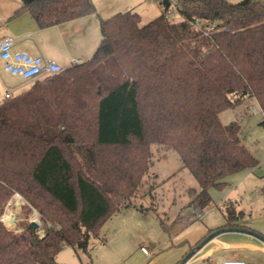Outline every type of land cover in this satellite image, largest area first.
Returning a JSON list of instances; mask_svg holds the SVG:
<instances>
[{
	"label": "trees",
	"instance_id": "16d2710c",
	"mask_svg": "<svg viewBox=\"0 0 264 264\" xmlns=\"http://www.w3.org/2000/svg\"><path fill=\"white\" fill-rule=\"evenodd\" d=\"M21 1L44 28L97 12L93 0ZM173 1L178 21L167 16ZM162 2L145 25L133 10L101 19L90 60L0 100V264H60L66 244L88 251L102 225L133 205L154 144L176 150L198 180L200 190L188 189L198 213L212 187L259 164L241 122L221 113L255 99L264 125V0ZM16 193L51 224L44 236L29 208L21 231L1 220ZM226 213L229 225L243 216Z\"/></svg>",
	"mask_w": 264,
	"mask_h": 264
},
{
	"label": "crops",
	"instance_id": "0c3cea01",
	"mask_svg": "<svg viewBox=\"0 0 264 264\" xmlns=\"http://www.w3.org/2000/svg\"><path fill=\"white\" fill-rule=\"evenodd\" d=\"M162 1L157 0L154 3L153 0H93L97 7L96 13L44 28L38 25L29 11L23 9L21 0H0V41L11 37L14 40V46L18 49L28 50L33 54H42L63 65H70L72 58L90 60L93 56L102 38L101 19L119 12L133 10L141 15V21H143L144 14L154 15L150 18L153 20L162 13ZM230 1L239 2L241 0ZM0 72H5L3 64ZM28 83L30 81L13 76L12 87H7L11 90L12 88L23 89ZM262 120L263 117L259 121L260 127L258 128L264 131ZM243 142L257 156L259 164L229 175L230 179L226 178L228 185L235 186L231 187L222 199L226 209L235 207L242 211V218L229 225L225 213L224 218H214L210 215L211 206L203 212L204 215L200 219L186 217L183 220V227L175 232L169 233L170 226L161 222L168 229L166 235L136 234L138 225L149 220L147 214L140 213L141 218L134 224L133 220L124 218L118 229L121 235L117 238L118 247L121 251L129 249L131 252L128 256L116 253L117 261L114 260L109 264H179L204 237L223 226L246 227L264 235V201L255 198L256 195L264 192V155L258 147L248 146L244 138ZM239 197H242L245 203L240 202ZM194 213L197 214V211L194 210ZM127 226H133L135 231ZM107 242L108 240H105L104 244ZM146 243L149 246H146ZM108 250L113 249L109 246ZM135 253L136 258L131 259ZM228 258L244 259L253 264H264V240L252 233L239 230L221 232L195 251L185 264H222V261Z\"/></svg>",
	"mask_w": 264,
	"mask_h": 264
},
{
	"label": "rangeland",
	"instance_id": "374dc122",
	"mask_svg": "<svg viewBox=\"0 0 264 264\" xmlns=\"http://www.w3.org/2000/svg\"><path fill=\"white\" fill-rule=\"evenodd\" d=\"M154 3L157 0H153ZM154 16V15H153ZM152 15H143V21L140 22L141 25H145L153 18ZM172 21H178L181 16L178 12L170 17ZM2 41V40H1ZM3 64V60L0 58V67ZM45 77L38 79L43 81ZM36 81V80H35ZM35 81H30L26 84L23 89L12 88L13 95L32 87ZM13 76L7 72H0V100L5 98L7 86L12 87ZM253 107L255 110H253ZM263 117V112L258 102L255 99H250L249 103H243L234 108H229L221 113V119L224 123H228L232 120H239L242 125V137L244 138L248 146L257 148L264 155V131L261 130L259 121ZM251 147V148H252ZM153 155L151 158V163L148 173L145 175V180L142 187L138 190L135 197L132 198L133 205L129 207H124L117 213H115L109 220H107L101 227L100 236L97 238H92L88 244V251L84 252L82 250L75 251V249L66 244L61 251L58 253V261L62 264H109L112 261H117L116 253L118 255L128 256L131 251L120 250L118 243V233L119 225L122 219L127 218L133 220V224L136 220L141 218V214H147L149 217L148 221L142 222L138 228L136 234L147 233L150 235H166L168 229L163 226V222L166 226H170V232L177 231L180 227L184 225V219L191 216L192 219H200L203 217V213H194V208L188 203L190 200V195L188 189L195 188L197 190L201 189V186L196 179V177L191 173V171L183 166L179 153L174 149H168L160 144H154L152 146ZM229 178V176H228ZM230 179V178H229ZM264 185V183H263ZM235 185L225 186L223 189L212 187L210 189L213 202L209 206H212V213L210 215L214 218H224V213H226V208L222 199L225 198L228 190ZM17 194V193H16ZM16 194L7 203L4 213H8L10 216L12 213L16 215L17 221L13 227L9 228L19 231V222L25 219L26 212L28 208L30 209L27 221L35 219L40 222V227L37 232L42 236L48 228L51 227L42 219L40 211L34 207L23 195L22 200L18 199ZM257 200L264 201V192L255 196ZM20 200L21 204L17 205L16 201ZM238 200L245 203L242 197ZM29 206V207H28ZM208 207V208H209ZM223 209V210H221ZM207 210V209H206ZM38 213L37 215H35ZM37 216V217H36ZM131 224V223H129ZM126 226V225H125ZM127 228H133V226H127ZM135 231V230H134ZM105 240H108L104 244ZM113 250H108V247ZM146 246H149L146 243ZM133 247V245L131 246ZM130 247V248H131ZM117 249V251H115ZM136 253L133 254V258H136Z\"/></svg>",
	"mask_w": 264,
	"mask_h": 264
},
{
	"label": "built area",
	"instance_id": "2783aa9c",
	"mask_svg": "<svg viewBox=\"0 0 264 264\" xmlns=\"http://www.w3.org/2000/svg\"><path fill=\"white\" fill-rule=\"evenodd\" d=\"M177 2L173 1L167 10V16L170 18L174 12H177ZM194 25L205 33L215 31L214 23H206L202 18L195 17ZM0 58L3 60V69L5 72L24 81H35L49 75L63 72L69 65H63L57 60L44 57L42 54H33L28 50L18 49L14 46V40L6 37L0 41ZM84 62L82 58H72L70 65ZM5 98L13 96L10 87H7ZM253 110L255 108L253 107ZM197 211V210H196ZM198 213V211H197ZM222 264H253L244 259L228 258L222 261Z\"/></svg>",
	"mask_w": 264,
	"mask_h": 264
},
{
	"label": "water",
	"instance_id": "95a60500",
	"mask_svg": "<svg viewBox=\"0 0 264 264\" xmlns=\"http://www.w3.org/2000/svg\"><path fill=\"white\" fill-rule=\"evenodd\" d=\"M16 195H20V194L17 193ZM16 203H17V205H20L21 201L17 200ZM1 220L6 224V222L4 221V216L1 217ZM16 221H17L16 215L14 213H12L10 218H9V227H13L16 224ZM29 224L32 228H35V229H38L41 225L40 222L35 220V219L30 220ZM48 225L50 226L51 224H48ZM58 227H60V226L58 225ZM18 230L21 231L22 228L19 227ZM231 230H239V231L249 232V233H252V234L258 236L262 240H264V235H262L261 233H259L257 231H254L252 229H248L246 227H239V226H223V227H220L218 229L213 230L206 237H204L191 251H189L185 255V257L180 261L179 264H185L186 261L195 253V251L202 248L209 240H211L213 237H215L219 233L225 232V231H231ZM44 235H45V233L42 236H44Z\"/></svg>",
	"mask_w": 264,
	"mask_h": 264
},
{
	"label": "bare ground",
	"instance_id": "6f19581e",
	"mask_svg": "<svg viewBox=\"0 0 264 264\" xmlns=\"http://www.w3.org/2000/svg\"><path fill=\"white\" fill-rule=\"evenodd\" d=\"M18 199H20V200H22V198L23 197H21L20 195H17L16 196ZM38 213H36L35 215H37ZM37 217V216H36ZM9 218H10V215L8 214V213H6L5 215H4V221L7 223V224H9Z\"/></svg>",
	"mask_w": 264,
	"mask_h": 264
}]
</instances>
